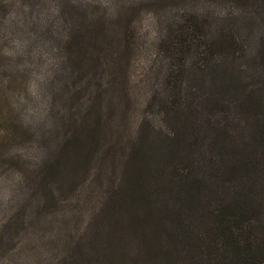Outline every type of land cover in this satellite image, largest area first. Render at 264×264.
Returning <instances> with one entry per match:
<instances>
[{
	"label": "rangeland",
	"instance_id": "1",
	"mask_svg": "<svg viewBox=\"0 0 264 264\" xmlns=\"http://www.w3.org/2000/svg\"><path fill=\"white\" fill-rule=\"evenodd\" d=\"M246 6L0 0V264H110L119 226L91 222L144 115L158 119L149 96L177 58L200 64L203 35Z\"/></svg>",
	"mask_w": 264,
	"mask_h": 264
},
{
	"label": "trees",
	"instance_id": "2",
	"mask_svg": "<svg viewBox=\"0 0 264 264\" xmlns=\"http://www.w3.org/2000/svg\"><path fill=\"white\" fill-rule=\"evenodd\" d=\"M246 5L149 96L158 119L144 115L91 222L119 226L108 263L264 264V0Z\"/></svg>",
	"mask_w": 264,
	"mask_h": 264
}]
</instances>
